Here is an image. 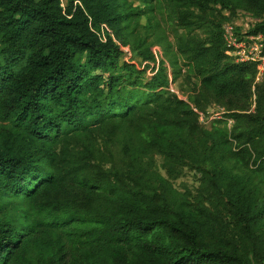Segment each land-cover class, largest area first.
<instances>
[{
    "label": "trees",
    "instance_id": "16d2710c",
    "mask_svg": "<svg viewBox=\"0 0 264 264\" xmlns=\"http://www.w3.org/2000/svg\"><path fill=\"white\" fill-rule=\"evenodd\" d=\"M239 12L264 38V0H0V264H264V73L222 38Z\"/></svg>",
    "mask_w": 264,
    "mask_h": 264
},
{
    "label": "built area",
    "instance_id": "2783aa9c",
    "mask_svg": "<svg viewBox=\"0 0 264 264\" xmlns=\"http://www.w3.org/2000/svg\"><path fill=\"white\" fill-rule=\"evenodd\" d=\"M222 38L225 45V54L230 56L236 63H255L257 65V73L255 75L254 84L261 81L264 73L263 36L260 34H247L246 30H237L232 22H226L222 26ZM122 50L126 52L125 47H122ZM153 52L156 54V51ZM149 74L151 75V73ZM169 89L178 94L171 84L169 85ZM253 107L254 104H252L251 110ZM194 111L198 114L201 122H204V120L219 119L225 112L222 107H211L207 110L206 114H203L196 108H194ZM231 124L232 120L227 119L228 128H230Z\"/></svg>",
    "mask_w": 264,
    "mask_h": 264
},
{
    "label": "rangeland",
    "instance_id": "374dc122",
    "mask_svg": "<svg viewBox=\"0 0 264 264\" xmlns=\"http://www.w3.org/2000/svg\"><path fill=\"white\" fill-rule=\"evenodd\" d=\"M134 4L138 5V6L140 5V3H138V1H135ZM144 19H145V17H140L139 18L140 25H143ZM253 20L254 19L252 17H250L248 14H245L243 12H239L233 18V20L230 21V22H232L236 27L240 28V29H237V30H241V29L246 30ZM139 30H140V31H138L139 34L141 36H143L144 35L143 30L141 28ZM125 49H126V52H124V59H127V60L132 59V52H131L130 48L129 47H125ZM152 51H156V54H155L156 55V59L162 58L163 52H162V50L160 49V47L158 45L152 46ZM149 73L152 74V72L149 70V71H147L146 76H150ZM170 84H171V86H173L174 90H176L178 92V94L183 97L182 93L179 91L178 83L177 84L170 83ZM183 88L187 90L189 88V85L183 83ZM211 107H220V106L212 105ZM173 184H174V186L176 188L182 190V187H184V186H187L188 188L193 189L197 185V182L195 181V176L193 175L192 172L185 171L184 175L182 177L178 178L177 180H175Z\"/></svg>",
    "mask_w": 264,
    "mask_h": 264
}]
</instances>
